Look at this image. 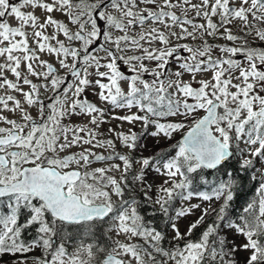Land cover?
Returning <instances> with one entry per match:
<instances>
[{"label": "snow or ice", "instance_id": "obj_1", "mask_svg": "<svg viewBox=\"0 0 264 264\" xmlns=\"http://www.w3.org/2000/svg\"><path fill=\"white\" fill-rule=\"evenodd\" d=\"M4 255L264 264V0H0Z\"/></svg>", "mask_w": 264, "mask_h": 264}, {"label": "rangeland", "instance_id": "obj_2", "mask_svg": "<svg viewBox=\"0 0 264 264\" xmlns=\"http://www.w3.org/2000/svg\"><path fill=\"white\" fill-rule=\"evenodd\" d=\"M58 18H59V17H58ZM220 43H223V41H220ZM45 58H47V57H45ZM120 114H123V113H120ZM33 115H35V112L33 113ZM116 123H118V122L113 121V122H112V126H115ZM108 126H109V125H105L104 127L107 128ZM72 150H74V151H78V149H72ZM153 150H155V148L153 147L152 143L149 142L148 152H145V155H148V154H149L150 152H152ZM95 166H99V165H95ZM257 166H259V165H257ZM151 179H152V177H149V180H150V181H151ZM181 230H183V226H182ZM121 239H123V238L121 237ZM236 243H240V240L238 239V240L236 241ZM166 245H167V244H166ZM40 255H42V253H41L40 251H34L33 253H30V254H29L30 257H31V256H40ZM244 256H245V253L240 252V253H238V255H237V259H238L239 261L242 262L243 259H244ZM11 260H12V257H10V256H7V255L0 256V264H9V262H10Z\"/></svg>", "mask_w": 264, "mask_h": 264}, {"label": "trees", "instance_id": "obj_3", "mask_svg": "<svg viewBox=\"0 0 264 264\" xmlns=\"http://www.w3.org/2000/svg\"><path fill=\"white\" fill-rule=\"evenodd\" d=\"M153 151H154V150H153ZM255 183H256L255 181L250 182L249 185H248V188H253V185H254ZM253 191H254V189H253ZM250 195H251V193H249V196H250ZM145 214H146V215H151V213H150V212H147V211L145 212ZM156 223L159 224L161 227L163 226L162 223H161L159 220H157Z\"/></svg>", "mask_w": 264, "mask_h": 264}, {"label": "flooded vegetation", "instance_id": "obj_4", "mask_svg": "<svg viewBox=\"0 0 264 264\" xmlns=\"http://www.w3.org/2000/svg\"><path fill=\"white\" fill-rule=\"evenodd\" d=\"M89 99H90V100H94L95 98L92 97V96H89ZM74 122H76V123H80V121L75 120V118H74ZM72 151H74V150H72ZM110 235H111V234H110ZM113 239H115V238L113 237ZM107 243H108V244H111V243H112V240L107 241ZM165 247H167L166 244H165Z\"/></svg>", "mask_w": 264, "mask_h": 264}]
</instances>
